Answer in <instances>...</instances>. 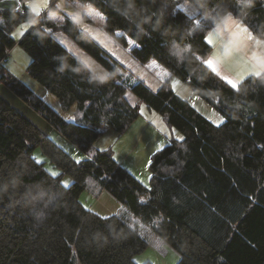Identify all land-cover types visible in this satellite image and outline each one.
<instances>
[{
	"label": "trees",
	"instance_id": "16d2710c",
	"mask_svg": "<svg viewBox=\"0 0 264 264\" xmlns=\"http://www.w3.org/2000/svg\"><path fill=\"white\" fill-rule=\"evenodd\" d=\"M70 1L162 80L157 92L143 83L131 90L181 138L152 155L151 186L141 184L109 150L92 147L104 124L121 133L139 116V106L126 98L127 84L115 70L101 76L87 68L51 33L63 28L96 53L94 41L69 20L59 25L33 15L24 0L15 11L0 9V60L16 44L14 28L29 20L18 40L31 56L28 72L64 109L76 106L74 122L11 74L0 79L88 153L74 160L0 97V264H137L134 256L151 236L178 252L177 264H264V72L234 89L204 62L212 49L205 29L226 14L264 41V0ZM175 46L182 56L172 53ZM172 76L225 120L213 124L175 94ZM36 148L59 174L36 160ZM64 174L72 177L69 185ZM88 184L110 192L121 210L101 216L85 208L79 195Z\"/></svg>",
	"mask_w": 264,
	"mask_h": 264
},
{
	"label": "rangeland",
	"instance_id": "374dc122",
	"mask_svg": "<svg viewBox=\"0 0 264 264\" xmlns=\"http://www.w3.org/2000/svg\"><path fill=\"white\" fill-rule=\"evenodd\" d=\"M24 3L33 15L46 14L59 25H65L68 20L71 21L77 29L94 41L99 48L96 53L91 52L74 35L63 28L56 29L51 33L56 41L84 63L87 68L101 76L111 70H115L121 75L127 84L126 98L130 104L139 106V116L121 133L104 124L92 147L95 150H109L122 167L128 170L141 184L149 188L152 175L149 165L152 155L168 144L170 138H181V134L175 127L169 126L167 120L160 113L138 98L131 90V86L143 83L150 91L157 92L162 86V80L100 25L84 20L81 11L70 0H24ZM187 11L193 13L191 8H188ZM30 26L29 20H22L14 28L11 35L16 40V44L7 52L1 63L2 67L32 90L64 120L74 122L77 115L76 106L64 109L58 98L28 72L27 67L31 56L18 44V40ZM205 30L206 37L211 40L210 46L212 47L205 56V62H210L208 67L222 79L232 80L238 86L242 81L241 75L247 73L244 75L245 78L250 74L264 71V41L253 36L244 24H237L231 14L224 15L217 23ZM253 39L259 46L253 43ZM172 53L175 57L182 56L183 49L175 46ZM170 85L175 94L186 100L213 124L218 125L225 120L224 115L218 109L192 91L190 86L177 76H172ZM0 97L37 126L74 160L81 161L88 157V153L75 145L18 96L5 80L1 79ZM33 154L37 161L44 163V167L51 174L60 173V169L54 166L39 148L34 149ZM62 182L64 185H69L72 182V177L64 174ZM79 201L85 208L101 216L117 214L121 210L120 202L110 192L102 189L96 193L90 188V184L80 193ZM132 227L147 233V230L140 226L137 220H132ZM178 260L179 254L174 248L166 243H162L161 246L155 245L152 236L149 238L146 248L134 256V261L137 264L146 262L177 264Z\"/></svg>",
	"mask_w": 264,
	"mask_h": 264
},
{
	"label": "water",
	"instance_id": "95a60500",
	"mask_svg": "<svg viewBox=\"0 0 264 264\" xmlns=\"http://www.w3.org/2000/svg\"><path fill=\"white\" fill-rule=\"evenodd\" d=\"M242 3L247 4L249 0H240ZM21 6V0H0V9L15 11Z\"/></svg>",
	"mask_w": 264,
	"mask_h": 264
},
{
	"label": "snow or ice",
	"instance_id": "6c2138e0",
	"mask_svg": "<svg viewBox=\"0 0 264 264\" xmlns=\"http://www.w3.org/2000/svg\"><path fill=\"white\" fill-rule=\"evenodd\" d=\"M47 6V5H45ZM205 42L208 43V44H211V40L208 38V37H205ZM207 66H210V62H205ZM244 75H247V73L243 74L240 76V79L243 80L244 79ZM255 75L259 76L260 75V72H256ZM225 82L232 88H237V85L232 81V80H225ZM107 219V218H105Z\"/></svg>",
	"mask_w": 264,
	"mask_h": 264
},
{
	"label": "crops",
	"instance_id": "0c3cea01",
	"mask_svg": "<svg viewBox=\"0 0 264 264\" xmlns=\"http://www.w3.org/2000/svg\"><path fill=\"white\" fill-rule=\"evenodd\" d=\"M236 23L237 24H244L242 21H240V20H237L236 19ZM249 30V29H248ZM254 36V35H253ZM254 38V37H253ZM255 39H253V43L256 45L257 44V41H254ZM256 46H259V45H256ZM15 50V49H14ZM206 58V57H205ZM205 58H204V62H205ZM1 68H2V70H3V73L4 74H11L9 71H7V70H5L3 67H2V64H1ZM264 72V71H263Z\"/></svg>",
	"mask_w": 264,
	"mask_h": 264
},
{
	"label": "built area",
	"instance_id": "2783aa9c",
	"mask_svg": "<svg viewBox=\"0 0 264 264\" xmlns=\"http://www.w3.org/2000/svg\"><path fill=\"white\" fill-rule=\"evenodd\" d=\"M1 61H2V59L0 60V78H1V76L4 74V73H3V70H2V68H1Z\"/></svg>",
	"mask_w": 264,
	"mask_h": 264
}]
</instances>
